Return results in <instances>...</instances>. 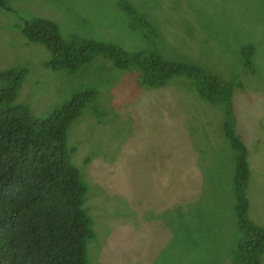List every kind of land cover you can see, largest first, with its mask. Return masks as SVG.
Returning a JSON list of instances; mask_svg holds the SVG:
<instances>
[{
  "label": "rangeland",
  "instance_id": "374dc122",
  "mask_svg": "<svg viewBox=\"0 0 264 264\" xmlns=\"http://www.w3.org/2000/svg\"><path fill=\"white\" fill-rule=\"evenodd\" d=\"M121 1L6 0L13 10L0 5V71L27 67L18 101L37 116L47 115L79 89L96 91L70 122L65 139L71 163L87 189L82 208L96 221L91 227L97 237L87 240L85 247L90 264H198L195 253L208 248L212 252L208 264H231L240 234L230 175L234 150L223 129L227 119L223 105L200 97L194 82L181 75L160 88L142 86L136 69L116 68L100 55L73 75L50 69L43 65L50 51L26 40L21 27L24 19L47 17L63 34L69 31V36L132 51L158 50L171 60H194L220 80L232 82V98L247 104L246 95L256 118L254 132L240 128L249 143L240 138L248 148L251 171L245 186L247 217L264 226V0H128L145 17L146 31L137 17L134 30L130 28ZM248 44L254 46L246 52L256 65L252 75L241 72V49ZM239 79L255 88L243 89L236 84ZM237 125L235 132L241 133ZM172 126L173 140L183 136L197 158V180L193 186L187 184L207 211L193 237L199 239L197 247H188L187 258L180 216L184 208L165 204L155 219L142 212L135 221L137 217L125 213L114 193L124 204L144 197L154 177L149 165L155 162L159 142L171 137ZM261 260L264 264V255Z\"/></svg>",
  "mask_w": 264,
  "mask_h": 264
},
{
  "label": "trees",
  "instance_id": "16d2710c",
  "mask_svg": "<svg viewBox=\"0 0 264 264\" xmlns=\"http://www.w3.org/2000/svg\"><path fill=\"white\" fill-rule=\"evenodd\" d=\"M0 5L8 11L13 10L6 0H0ZM120 7L130 18L131 29L134 30V17H137L145 30L146 19L140 10L128 0H122ZM23 21L21 32L26 40L40 43L50 51L49 60L43 62L50 69L73 75L82 64L100 55L116 68L136 69L142 86L160 88L169 78L181 75L194 82L200 97L223 105L227 118L223 121V129L234 150L230 175L234 179L233 212L237 215L240 234L230 255L231 264H262L264 226L247 217L245 186L251 171L248 148L240 137L248 141L247 134L243 133L249 132L245 126L254 132L256 118L251 115L245 90L247 104L232 98V82L220 80L209 67L194 60H171L158 50L132 51L112 43L69 36V31L63 34L56 21L43 16ZM148 30L154 32L150 24ZM252 47L248 44L241 49V72L249 75L256 71L253 60L246 58V52ZM27 75L26 66L0 71V264H90L85 247L87 240L97 237L95 228L91 227L96 221L82 208L87 189L71 163L65 139L70 122L94 98L96 91L79 89L47 115L37 116L28 104L18 101V91ZM236 84L243 89L255 88L253 83L246 84L240 79ZM46 88L49 89V85ZM235 123L240 131L244 127L243 132H235ZM174 133L172 126L171 137H167L166 143L158 144L155 162L149 165L154 177L144 197L124 204L121 196L114 193L125 213L136 219L141 218L142 212L155 219L154 215L160 213L165 204L176 205L179 210L184 208L180 216L184 219V255L187 258L188 247H197L199 239L193 237L207 211L199 195L188 187L197 180V158L183 136L173 140ZM161 175L167 176L165 180ZM195 254L198 264H208L212 252L208 248Z\"/></svg>",
  "mask_w": 264,
  "mask_h": 264
},
{
  "label": "crops",
  "instance_id": "0c3cea01",
  "mask_svg": "<svg viewBox=\"0 0 264 264\" xmlns=\"http://www.w3.org/2000/svg\"><path fill=\"white\" fill-rule=\"evenodd\" d=\"M115 169H116V168H115ZM134 220L136 221V220H139V219H134ZM148 222H150V221H148Z\"/></svg>",
  "mask_w": 264,
  "mask_h": 264
}]
</instances>
